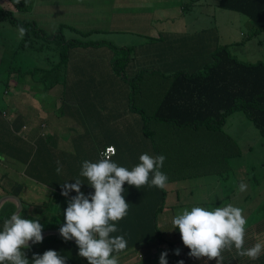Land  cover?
Listing matches in <instances>:
<instances>
[{"label":"trees","instance_id":"obj_1","mask_svg":"<svg viewBox=\"0 0 264 264\" xmlns=\"http://www.w3.org/2000/svg\"><path fill=\"white\" fill-rule=\"evenodd\" d=\"M9 1L14 2V8L21 11L18 12V16L11 10L8 11L9 13L0 11V16H3L5 19L9 18L12 23L25 28L27 31L18 42L11 46V53L14 55L12 60L10 58L11 64L7 67V75L6 79H4V88L1 93L5 102L2 109H0V142L3 145H8V153L16 159L18 169L26 171L24 179H26L25 177L29 173L31 175L33 174L32 166H29V155L32 157L31 160L35 162H43L46 156H50L56 162L58 160L55 158H60V153L63 150L53 147L50 144V138L46 137L48 135L40 136L37 147H32L33 149H30L29 145L26 147L18 145L19 141L22 142L23 140L19 136L17 138V136L12 134L14 133V131L11 132L14 128L13 121L7 118L6 112H24L22 108H19L20 102H24L21 98L25 97V94L21 92L23 90L28 91V89H33L29 92L35 96L37 89L39 90L40 95L38 99L43 105H48L45 97L49 95L48 102L49 105H52L53 102L50 101V96L52 95L49 90L53 85H61L60 81L64 82L66 80L71 50L73 48L83 47V45L102 43L114 49L112 58L113 68L116 73L127 78L131 84L133 97L131 102L132 112L130 113L138 116L137 121L140 123V128L143 131L142 135L144 137H150L158 149L161 147L159 150H155L158 154L153 156L164 155L166 157L163 167L160 170L167 175L168 180L186 178L195 174L211 172L218 168L216 163H198L201 160L196 162V159H206L207 156L203 154L198 157L191 153V146L186 145L193 138L195 143L202 140L213 142L215 151L220 149L221 158L226 162L229 161L230 156L237 155L240 152L237 141L230 133L223 129L226 117L234 111H244L258 127L260 133L263 135L264 141V59L254 61L242 59L230 49V45L233 42H222L215 46L210 52L208 59L198 69L187 71L185 68H178L172 71L169 70L170 72H163L155 67H145L133 73L131 76H127L128 74L126 75L124 67L130 60V53L133 47L127 45L118 46L104 39L99 41L95 39L67 38L61 31V26L49 31L48 28L40 25L36 18L24 15L23 13L26 12L25 8L27 7H23V5L28 4L29 0ZM33 1L29 4L31 7H33ZM190 2L192 0H189V4ZM213 3L214 6L233 9L248 16L251 19V34H261L260 39L264 40V0H215ZM19 6L24 8V10L22 8L19 9ZM213 16L216 15L214 14ZM71 27L81 33L91 31L90 29L81 31L80 28L72 25ZM165 39V37H162V41ZM189 40L190 38L187 37V44ZM200 40L202 41V39ZM206 40L203 38L202 42L205 41V44H207ZM201 41L193 43L197 44L201 43ZM183 42H186L184 38ZM26 48L34 49L36 52H42L44 50L42 52L43 62L33 63L34 59L32 56L30 55L29 58L27 52H24ZM171 48L173 47L171 46ZM161 49L163 50L162 52L165 51L162 46ZM16 53L21 54L18 61ZM204 53L207 55L205 50ZM175 58L177 60L182 59L176 56ZM24 60L28 64L22 65L20 63ZM13 62L17 64L14 65ZM153 77L159 78L166 83L162 89L156 88L160 90L158 94L160 97L154 109L148 106L152 103L150 100L147 102L146 99V101H142L143 104H139L135 99L137 92L141 94V82H143V88L145 89L144 95L149 97L154 87L151 83L148 85L146 80ZM14 80H16V83H13ZM88 82L90 83L89 87H91L94 79L91 77ZM14 91L20 92L15 95ZM47 92L48 94L43 95ZM13 96L20 97L18 106L16 103L17 99H13ZM11 108H15V110ZM61 109L59 107V110ZM75 111L82 112L86 118L87 112H91V102L85 101L83 106L75 108ZM85 124L87 125V129L79 134L81 136L80 138L78 137L79 141L88 144L89 140H92L89 145H94V138L98 136L101 138L103 133L100 135V133L93 131L94 127H92L93 124L91 121L86 123L85 119ZM173 126L179 129L178 137ZM191 130L193 132H190ZM158 133L174 137L171 138V141L164 140L166 142L164 145H158V141L155 139L159 135ZM134 135L137 134L135 133ZM127 136V133H125L123 138L119 140L121 144L116 143L117 156L119 153H124L132 157L140 156L141 154L139 155V152L145 150L144 148L132 147L133 150H129V148L123 147L126 146L124 138L126 139ZM177 139L182 143L178 147H175L176 143L174 142ZM76 141L77 139H75ZM100 141L103 144L106 139L101 138ZM206 146L207 144H204L200 150L196 148L192 149L193 152L199 150L198 152L202 154L201 151L206 152ZM117 164L119 166H126L121 163ZM40 166L41 171L45 172L49 169L50 173L53 174V176H50L57 177L56 165L45 166L42 163ZM150 175L152 174L150 173ZM66 176L70 177L71 173H67ZM59 182L61 181L57 179L54 181L53 179L48 180L46 183L61 187V183ZM157 190H159L160 200L152 210L144 213L134 212L133 214L137 218L135 221L125 216L120 226H117L119 231L111 234L112 236L124 235L127 240L126 249L120 252L118 257L131 251L134 254L136 250L143 248L144 245L149 248V244L153 242L154 238L159 236L157 222L159 216L158 211L164 205L166 189L159 188ZM72 193L75 192L72 191ZM21 201V214L23 217L30 219L29 208L24 204V199L21 198ZM14 205L15 203L11 200H7L1 204L0 231L3 230L4 220L9 218ZM63 211L61 210L55 215L57 219L62 221L60 227L65 223ZM168 217L166 215V218ZM43 238L42 243L30 244L31 249L25 250L30 262L33 253L42 255L45 251L51 249L56 250L61 255L67 256L66 264H88L86 258L77 255L78 247L74 241L70 240L66 242L57 233H49L43 236ZM178 242L179 240L171 241L174 250L177 248L180 249V254L176 255L173 253L172 257L166 258L168 264H174L175 261L178 264L180 260H183L184 264H216V260L214 259L207 260V258H201L198 260L190 257L188 255L190 249L183 244L182 240L181 243ZM257 242L264 243V217L255 223L245 225L244 248H250ZM113 255L117 254L113 253ZM222 257V264H264V252H262L259 259L252 260L246 256L238 255L234 245L231 250H224Z\"/></svg>","mask_w":264,"mask_h":264},{"label":"crops","instance_id":"obj_2","mask_svg":"<svg viewBox=\"0 0 264 264\" xmlns=\"http://www.w3.org/2000/svg\"><path fill=\"white\" fill-rule=\"evenodd\" d=\"M31 1L33 0H30V2ZM41 1L44 2V0H37L33 1V3H40ZM150 1L152 2L153 8L159 6L160 1L162 0H129L128 2H126L127 5H133L135 6L134 8H138V10H136V13L138 14L137 19L141 21L139 31H137L138 34H134V39H127V42L133 41L135 39H137V42L133 44V49L135 51L134 54H131L132 56L130 58V61H128L124 67L126 75H131L141 68L145 67H155L163 72H170L178 68H185L187 71H192L200 68L204 64L205 60L208 59V57L201 54V50L205 48L204 50L209 53L212 51V49H210L209 46L205 44V41H202L203 38H205L206 40V38H211L215 35L213 29L210 28L208 24L197 25V23H195V26L193 24H190L188 26V24L184 25L183 23H171L169 25V30L162 31L160 36L158 37H151L148 31L158 23L157 17L144 19V17L139 16L144 11L140 10L146 9V7L150 4ZM182 1H186L185 5H182V9L183 11H185L190 6L188 5L189 0ZM101 4L102 3H99L98 6H100ZM119 5L122 4L119 3L118 0H109V4L107 5V7L105 3L106 8L104 10L95 11L96 14L101 17L99 19L101 28H107L108 25V28L118 30L117 28L119 27V25L114 23L115 19L113 13H117V10H121L120 7L118 8ZM177 6L181 7V4H177ZM29 9H33V7H29L25 10L28 11ZM107 9H109V12L106 11ZM125 10L127 11L126 8ZM147 11L149 12L150 16L155 14L152 12V9H148ZM183 11L181 12V14L185 13ZM164 12L165 11H159L158 13L163 14ZM179 12L180 11L178 10L177 12H174V14H178V16H180ZM186 13L190 12L186 11ZM193 13L191 14L193 15L194 19H197V17ZM212 13L213 12L206 11L207 15L217 18V16H213L215 13ZM107 15L109 16L108 18ZM125 17L127 21V15H125ZM107 22L111 23L108 24ZM136 22V19H134L131 24L134 30L137 29ZM162 37H165L166 39L162 41ZM187 37L190 38L188 44ZM183 38L186 42H183ZM200 39H202V41ZM195 40L201 41V43L194 44L196 42ZM179 44L181 45L178 46ZM12 45L13 44L10 43V47ZM161 46L165 49L164 52H162L163 50L161 49ZM171 46L173 48H171ZM78 48L98 49V51L100 52L99 57L103 58L105 61L102 66L104 75H100L99 73L98 75L95 74V76H93L88 65L77 68L78 64L83 63L81 62L82 52L81 50H78L79 52L75 54L73 48L71 50L67 78L64 82L60 81V84L62 85V92L59 99H56L61 103V112H40V105H37L36 112H6L7 118L13 121L14 128L11 130V132L14 131V133L12 134L17 136V138L19 136V138L23 140L22 142L19 141L18 145L25 147L29 145V148L33 149L32 147H37L39 142L38 139L40 138V136L48 135L46 137L50 138V144L53 147H57L63 150V152L60 153L61 157L55 158L56 160H58L56 162L50 156H46V159L41 163L35 162L31 160L32 157L31 155H29V166H32V168H29L33 170V174L31 175L29 173V175L25 177L26 179H24L23 177L22 183L19 185L16 178L13 175V177H9V172L5 171L2 168L3 174L0 175V179L4 182V185H2L1 187L4 188L6 193L16 194L25 200L24 204L29 208V213L31 216L30 219H37L40 215L47 213L50 218H54L55 222H57L58 219L55 216L56 209L59 205H64L65 203H67L68 199L61 194L62 184L67 181L68 183H75L74 179L79 177L82 162L85 160L91 162L98 161L101 158L99 155L100 152L106 146L113 145L116 149V143L121 144V141L119 140L123 138L125 133H127L128 136L126 137V139L124 138V143L126 146L122 145L123 147L129 148V150H133V148L136 147H141V149L144 148L145 150L139 152V155L143 153H147L150 156L158 154L157 152H155V150L158 148L153 144L150 137H144L142 135L143 131L140 128V123H138L137 121L138 116L130 113L132 112V100H129L131 96V84L129 83L127 78L122 77L121 74L119 75L115 72V70H112V58L114 55L112 49L102 43L83 45V47ZM175 56L182 59L177 60ZM147 61L148 64L146 63ZM106 76H108L109 78H107ZM91 77L94 79V82L92 83L91 87H89L90 83L88 82V80ZM146 81L148 85L151 83V85L154 87L151 92L152 97L150 98V94L149 97L144 95L145 89L143 88V82H141V94L137 92L135 94V99L137 100V102H139V104H141L142 101H146V99L147 102L150 100L152 103H149L150 105L148 106L154 109L156 108L160 97L158 96L160 90H157L156 88L162 89L163 85L166 83L163 80L155 77L149 78ZM13 83H16V80H14ZM103 83L110 86H103ZM106 91L109 94H107ZM19 92L20 91H14V94L16 95ZM31 97L33 98L34 95H31L30 98ZM50 97V101L53 102L52 106H55V99H52V96ZM21 99L27 102V99ZM33 99L36 100L35 98ZM85 101L91 102V112H87L86 118L84 117L82 112L75 111V108L80 106L82 107ZM19 108H21L20 105ZM120 108L121 111L119 110ZM11 109L15 110V108ZM85 119L86 123L88 121L92 122V127H94L93 131H95L96 133H100V135L101 133H103L101 135V138L106 139L105 143H101L100 136L94 138V145H89L92 140H89L88 144L79 141V138L81 137L79 136V134L83 133L87 129ZM174 130L176 134H178L179 129H176L174 127ZM62 131H68V134L63 135L60 133ZM190 132H193V130H191ZM135 133L137 135H134ZM233 138L237 141L236 137L233 136ZM75 139H77L76 142ZM156 140L158 141V145H164L166 143L164 140L169 139L164 135L156 138ZM174 143H176L175 147H178L182 142L177 139V141ZM204 144H207V150L213 151L212 154H207L206 151L205 155L207 157L212 156L216 159L209 163H216L218 168H224L228 162L224 161L221 158L222 156L220 149L215 151L213 142L202 140L195 143V140L193 138V140H191L186 146L190 145L192 150L191 153L194 156L200 157L203 154L199 153L198 151ZM128 145L131 147H129ZM192 148H196L199 150L193 152ZM117 153L112 157V160L114 162L117 160L116 163L126 165L125 167L129 170L140 163V156L132 157L127 154L125 155L124 153H119V155L117 156ZM203 160L205 159H196V162L199 161L198 163L203 164ZM57 162H59V164ZM42 163L45 166H50L52 164L56 165L57 167L59 166L61 167V171L57 174V177H52L53 174L50 173L49 169L45 172L41 171L40 165ZM13 168L15 170H19L18 166H13ZM67 173H71V176L67 177ZM79 178L84 182L81 190L86 195L88 193L94 192V189H92L87 184L88 181L86 178ZM187 178L188 177L181 178V180ZM53 179L54 181L55 179L61 181L59 182L61 183V187L52 185L51 183H46L48 180ZM151 179L152 175L149 176V182L151 181ZM169 183L170 182L168 181L165 186L166 193L164 205L158 211L159 217L157 222L159 236L154 238L153 242L149 244V248L144 245L143 248L136 250L134 254L131 251L125 255L118 257L120 264H159V258L162 252L166 251L168 253L166 258L172 257L174 248L171 245V241L179 240L178 243H181V234L179 232V229H173V224L170 225L166 222V220H173L174 217L166 218V213L169 212V210L180 200L173 199L171 201H166ZM124 188L125 192L122 195H124L126 202L129 203L128 214L126 215V217L130 218L132 221L137 220V218L133 214L134 212L144 213L148 210H152V208H154L156 203L160 200L158 192L159 190H157L159 189V187L144 185L140 189H137L135 186H129L126 182ZM27 191H29L30 193L28 196L26 195ZM74 195H76V193L70 192L69 198ZM46 197L50 198L49 202L47 203L44 202ZM35 202H43L44 204ZM121 222L122 219L119 221H115L114 223L116 224V226H120Z\"/></svg>","mask_w":264,"mask_h":264},{"label":"rangeland","instance_id":"obj_3","mask_svg":"<svg viewBox=\"0 0 264 264\" xmlns=\"http://www.w3.org/2000/svg\"><path fill=\"white\" fill-rule=\"evenodd\" d=\"M128 1L129 0H118V2L122 4L118 6V8L120 7L121 10H117V13H113L115 19L114 23L119 25L117 28L118 30L108 28V25L107 28H101V23L99 21L101 17H99L95 12L96 10H104L109 4V0H44V2L32 3L33 9H29L23 14L36 18L38 23L48 28L49 31L55 30L57 27L61 26V31L67 38L73 37L84 40L95 39L99 41L104 39L106 41H111L112 44L118 46L127 45L129 47H133V44L137 42V39L128 42L127 39H134V34H138L137 31H139L141 21L137 19L138 14L136 13V10H138V8H134L135 6L133 5H127L126 2ZM214 1L215 0H192L190 4L188 2L190 7L185 11H183L182 5H185L186 1L162 0L160 1L159 6L153 8L152 2L150 1V4L146 7V9L140 10L144 11L139 16L144 17V19L157 17L158 23L148 31L151 37H158L162 31L169 30V25L171 23H183L184 25L188 24V26L190 24L195 26V23H197V25L208 24L209 27L213 29L215 34L211 38H206V43L210 49L213 50L218 43L233 42L230 45V49L240 58L253 61L257 59H264V40L260 39L261 34H251V19L239 11L214 6ZM99 3L102 4L98 6ZM29 4L30 3L24 4L23 7H27L25 9H28L31 7ZM136 4L139 5L138 3ZM177 4H181V7H178ZM14 7V2L0 0V11L8 12L11 10L15 15L18 16V12L21 10H17ZM5 8L8 9L5 10ZM18 8L21 9L22 7L19 6ZM22 9L24 10V8ZM148 9H152V12L155 14L150 16L149 12L147 11ZM178 10L180 11V16H178V14H174V12H177ZM106 11L109 12V9ZM159 11L165 12L160 14L158 13ZM182 11L185 13L181 14ZM186 11H189L190 13H186ZM206 11L215 13L217 18L207 15ZM191 13L195 14L197 19H194ZM125 15L128 17L127 21ZM108 17L109 16L107 15V18ZM134 19L137 21L136 30H134V28L131 26ZM107 23L110 24L111 22ZM71 25L80 28L81 31H86L88 29L93 30H91L89 33H81L80 31L73 29ZM17 26L18 25L12 23L9 18L5 19L3 16H0V109H2L5 102L1 95L4 88L3 82L4 79H6L7 67L11 64L10 58L12 60L14 55L11 53L12 51L10 43L14 44L21 38ZM111 49L114 53V49ZM78 50H81L82 52L81 62L83 63L78 64L77 68L88 65L93 76H95V74L98 75L99 73L100 75H104L102 66L105 61L103 58L99 57L100 52L98 49H73L75 54L79 52ZM43 51L44 50H42V52ZM24 52H27V56L29 58L30 55L32 56L34 59L33 63L43 62L42 52H36L31 48H26V51ZM134 52L135 51L133 49V52L131 51L130 54H134ZM206 53L207 55H205L204 50L202 49L201 54L206 57L210 56L209 52L206 51ZM20 56L21 54L16 53L17 61ZM20 63L22 65L28 64V62L25 60ZM146 63L148 64V61ZM13 64L15 65L17 63L13 62ZM112 70H114V68ZM106 77L109 78L108 76ZM104 85L106 87L110 86L103 83V86ZM32 90L33 89H28V91L23 90L21 92L25 94L24 98L27 99V102L24 101L20 103V107L24 110V112H36L37 105H40V112H61V110H59L61 103L56 99H59L61 95L62 85H53L49 90L50 94L52 95V99L56 100L55 106L49 105V95L45 97L47 100L46 103L48 105L42 104L41 106V103L38 99L40 95L39 90L37 89L36 96L29 92ZM46 94H48V92L44 93L43 95ZM107 94L109 93L107 92ZM130 94L131 96L129 100L131 101L133 97L132 89ZM31 95H34L33 98H35L37 101L32 97L30 98ZM151 97L152 96L150 94V98ZM14 98L17 99L16 103L18 106L20 97L13 96V99ZM119 110L121 111V108ZM225 122L226 124L223 125V129L237 138L240 152L237 155L230 156L229 161L224 168L219 167L211 172L195 174L183 180H168L170 183L168 184L166 201L180 199L179 202L174 205L169 210V212L166 213L169 218L181 214L185 209L190 211L194 206H202L208 210H212L215 207H223L228 204H232L233 206L243 209V214L247 218L246 225L255 223L264 217L263 135L260 133L258 127L253 123V121L242 110H237L229 114L226 117ZM60 133L67 135L68 131H62ZM158 134L159 135L156 138L164 136V134ZM167 137L171 141V138L174 136ZM8 149L9 147L7 144L3 145L0 142V175L3 174V168L5 171L9 172V177L14 176L16 178L19 185L22 183L26 171L15 170L13 168V166L15 167L18 164H16V159L8 153ZM105 150L106 148H104L101 152ZM206 151L207 154L213 153L212 150ZM201 152L205 155L203 151ZM213 160L216 159L214 157L208 156L202 162L204 164ZM241 183H244L247 186L245 191L239 190V185ZM2 185H4V182L0 179V206L7 200H11L15 203L14 208L9 215L10 218L11 215L15 213L14 211L17 204L15 202V198L6 195L7 193L4 188L1 187ZM29 194V191H27L26 195L28 196ZM49 199V197H46L44 202H49ZM66 207L67 203L64 205H59L56 209V213L60 212L61 210L63 211ZM37 219H39V222L43 225L42 231L52 228L59 229L62 223V221L59 219L57 222H55V219L50 218L47 213L40 215ZM166 222L170 225L173 224L172 221L166 220ZM49 233L53 232H45L41 235L45 236ZM72 241L75 242V240ZM174 264H176V261Z\"/></svg>","mask_w":264,"mask_h":264},{"label":"clouds","instance_id":"obj_4","mask_svg":"<svg viewBox=\"0 0 264 264\" xmlns=\"http://www.w3.org/2000/svg\"><path fill=\"white\" fill-rule=\"evenodd\" d=\"M18 31L22 38L27 30L18 26ZM99 155L101 158L96 162L83 161L79 173L94 192L86 195L81 190L84 182L79 177L74 179L75 183L62 184L61 194L68 199L63 211L65 223L59 233L66 242L75 240L77 255L86 258L88 264H119L118 254L126 249L127 240L124 235L111 234L119 231L114 222L128 214L129 203L122 195L124 185L127 182L137 189L144 185L165 188L168 177L160 169L166 157L141 154L140 163L129 170L112 160L116 155L113 145ZM56 171L60 173L61 167L58 166ZM150 173L152 179L149 182ZM246 187L241 183L239 190L245 191ZM72 191L76 195L69 198ZM172 223L173 229H179L183 244L190 249L188 255L198 260L214 259L216 264H222V252L231 250L233 245L238 255L252 260L259 259L264 252L261 242L244 248L247 218L242 208L232 204L212 210L194 206L190 211L185 209L176 215ZM42 228L39 219L25 218L20 210L5 219L0 231V264H66L68 257L51 249L42 255L33 253L30 262L25 250L31 249L29 241L32 244L43 242ZM174 253L179 255L180 249H175ZM167 255L166 251L161 253L159 264H168ZM178 264H184V261L180 260Z\"/></svg>","mask_w":264,"mask_h":264},{"label":"water","instance_id":"obj_5","mask_svg":"<svg viewBox=\"0 0 264 264\" xmlns=\"http://www.w3.org/2000/svg\"><path fill=\"white\" fill-rule=\"evenodd\" d=\"M6 195L15 198V202H16L17 206H16V209H15L14 212L20 210V208L22 207V201H21V198H20L18 195H16V194H12V193H7ZM45 232H53V233H58V234H60V233H59V229H55V228L44 230V231L41 232V234H44ZM73 240H74V239H73ZM29 243H31V241H29Z\"/></svg>","mask_w":264,"mask_h":264},{"label":"built area","instance_id":"obj_6","mask_svg":"<svg viewBox=\"0 0 264 264\" xmlns=\"http://www.w3.org/2000/svg\"><path fill=\"white\" fill-rule=\"evenodd\" d=\"M109 146H112V145H109ZM108 146H106L105 148H107Z\"/></svg>","mask_w":264,"mask_h":264}]
</instances>
